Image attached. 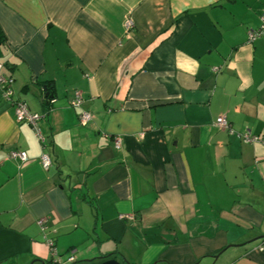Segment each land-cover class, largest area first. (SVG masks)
<instances>
[{
    "label": "crops",
    "instance_id": "obj_1",
    "mask_svg": "<svg viewBox=\"0 0 264 264\" xmlns=\"http://www.w3.org/2000/svg\"><path fill=\"white\" fill-rule=\"evenodd\" d=\"M262 10L0 0L13 77L11 100L0 89V264H50L47 239L75 264H264V141L241 138L264 136V33L248 36ZM14 101L41 115L44 146Z\"/></svg>",
    "mask_w": 264,
    "mask_h": 264
},
{
    "label": "built area",
    "instance_id": "obj_2",
    "mask_svg": "<svg viewBox=\"0 0 264 264\" xmlns=\"http://www.w3.org/2000/svg\"><path fill=\"white\" fill-rule=\"evenodd\" d=\"M260 19L262 24H264V10H262L260 14ZM128 25V23H127ZM264 26V25H262ZM261 26V27H262ZM258 28L257 30H250L248 33L249 39L256 38L258 36H261L262 29ZM2 68V65L0 63V69ZM13 83V77L10 75H6L2 72H0V89L2 92V95L5 99L11 100L13 91L11 88V85ZM81 98L79 94H75V97L71 103L73 107H78L80 105ZM14 114H15V120L17 122H27L31 125L33 130L35 131L37 139L41 142V144L44 146V137L39 129L38 121L41 117V115L37 112L31 111L28 106L25 104L24 101H14ZM91 120V116L88 113H81L79 116V122L82 125H86ZM215 125L220 126L222 128H226L230 133H232V128L230 126L229 121L226 119L225 116L221 115L218 116L215 120ZM241 138L244 142H257V141H264V136H255L251 135L250 132L246 131L241 134ZM113 145L115 148H119L120 140L118 138H114ZM8 158L11 159H17L19 161H25L27 159L26 152L23 150H13L10 151L8 154ZM40 163L42 167L46 170L51 165V159L46 152H42L40 155ZM44 219L38 220V224L41 228H44ZM47 245L50 249V255H51V262L50 264H73L75 263V256L72 251H69L68 253H65L64 255H60L57 253L54 242L52 239H47Z\"/></svg>",
    "mask_w": 264,
    "mask_h": 264
},
{
    "label": "water",
    "instance_id": "obj_3",
    "mask_svg": "<svg viewBox=\"0 0 264 264\" xmlns=\"http://www.w3.org/2000/svg\"><path fill=\"white\" fill-rule=\"evenodd\" d=\"M46 89V88H44ZM46 96H52L51 94L49 95L48 93L46 94ZM75 264V263H73ZM84 264H128L127 262L123 263L119 260H117L116 258H107V259H104V260H101V261H97V262H87V263H84Z\"/></svg>",
    "mask_w": 264,
    "mask_h": 264
},
{
    "label": "rangeland",
    "instance_id": "obj_4",
    "mask_svg": "<svg viewBox=\"0 0 264 264\" xmlns=\"http://www.w3.org/2000/svg\"><path fill=\"white\" fill-rule=\"evenodd\" d=\"M64 255V254H63Z\"/></svg>",
    "mask_w": 264,
    "mask_h": 264
}]
</instances>
